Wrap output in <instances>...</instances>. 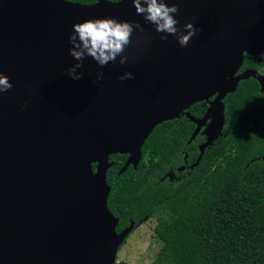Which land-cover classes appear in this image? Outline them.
Wrapping results in <instances>:
<instances>
[{
  "label": "water",
  "instance_id": "1",
  "mask_svg": "<svg viewBox=\"0 0 264 264\" xmlns=\"http://www.w3.org/2000/svg\"><path fill=\"white\" fill-rule=\"evenodd\" d=\"M167 2L181 31L188 21L200 29L187 46L155 31L131 0H0V74L12 84L0 94V264H123L116 251L134 223L117 231L107 207L109 155L127 154L119 172L136 167L157 123L204 100L200 117L186 113L187 142L204 134L192 168L222 133L224 96L249 76L264 89L255 69L234 75L244 53L264 52V0ZM98 18L144 31L134 29L126 64L86 56L72 79V26ZM125 71L134 78L119 80Z\"/></svg>",
  "mask_w": 264,
  "mask_h": 264
},
{
  "label": "trees",
  "instance_id": "2",
  "mask_svg": "<svg viewBox=\"0 0 264 264\" xmlns=\"http://www.w3.org/2000/svg\"><path fill=\"white\" fill-rule=\"evenodd\" d=\"M248 66L261 69L256 56L245 53L242 67ZM223 102L222 133L192 168L184 165L194 162L203 138L198 133L187 142L194 124L185 116L152 128L136 167L119 172L127 154L109 155L107 207L117 217L116 230L129 218L136 224L163 212L149 264H264V89L253 77L241 79ZM204 108L197 101L189 113L198 117Z\"/></svg>",
  "mask_w": 264,
  "mask_h": 264
},
{
  "label": "clouds",
  "instance_id": "3",
  "mask_svg": "<svg viewBox=\"0 0 264 264\" xmlns=\"http://www.w3.org/2000/svg\"><path fill=\"white\" fill-rule=\"evenodd\" d=\"M131 2L136 13L155 26V31L176 36L181 46H187L196 32L200 31L191 21L185 22L184 31L177 27L178 21L174 14L178 12V8L174 2L171 4L167 0H131ZM72 27L74 31L68 37L72 45L69 53L77 63L68 68V76L75 80L81 78L82 74L76 70L83 67L86 56H90L100 66L115 61L117 56L120 57V64H126L128 57L122 53L131 42L134 29L144 31L139 22L117 21L115 18L86 19L73 24ZM161 39L166 40L167 36H162ZM133 78V74L128 71L118 77L121 81ZM11 88L12 84L8 77L0 74V94Z\"/></svg>",
  "mask_w": 264,
  "mask_h": 264
},
{
  "label": "rangeland",
  "instance_id": "4",
  "mask_svg": "<svg viewBox=\"0 0 264 264\" xmlns=\"http://www.w3.org/2000/svg\"><path fill=\"white\" fill-rule=\"evenodd\" d=\"M159 216H163V212L146 216L133 226L131 232L117 248L114 262L149 264L154 259L160 244L154 232Z\"/></svg>",
  "mask_w": 264,
  "mask_h": 264
},
{
  "label": "flooded vegetation",
  "instance_id": "5",
  "mask_svg": "<svg viewBox=\"0 0 264 264\" xmlns=\"http://www.w3.org/2000/svg\"><path fill=\"white\" fill-rule=\"evenodd\" d=\"M95 1V0H94ZM93 1V2H94ZM111 1H115V0H111ZM264 53V52H263ZM262 53V54H263ZM245 54V53H244ZM247 54H249V53H247ZM262 54H259V55H253V54H250V55H253V56H256V59H257V61L260 63V65H261V69H258V68H255V67H252V66H248V67H242V63H241V65L239 66V68L237 69V71L234 73V75H236L237 73H239L240 71H242L243 69H245V68H252V69H255L258 73H260V74H264V65L262 64V61H261V59H264V57L262 56ZM244 58V57H243ZM242 62H243V60H242ZM249 77H252V76H249ZM248 78V77H247ZM254 78V77H253ZM257 81V80H256ZM238 83V82H237ZM257 83H258V81H257ZM237 86V85H236ZM258 86H259V83H258ZM259 91H260V86H259ZM225 97V96H224ZM212 98V96L209 98V99H211ZM204 103H205V108H204V110L206 109V107L208 106V104H207V102L206 101H204V100H202ZM224 103V102H223ZM192 105V104H191ZM190 105V106H191ZM190 106L188 107V108H186L184 111H181L179 114H178V116H185V117H187L188 119H189V117L186 115V113L189 115V116H192V117H195V116H193L192 114H190L189 113V108H190ZM204 110H203V112H204ZM202 112V113H203ZM202 115V114H201ZM200 115V116H201ZM178 116H176V117H178ZM200 116H198V117H200ZM198 117H195V118H198ZM190 120V119H189ZM193 124H194V122L192 121V120H190ZM252 123L255 125V119H253V121H252ZM194 126H195V124H194ZM261 127L262 126H260V129H261ZM202 128H203V126L200 128V130L198 131V133H200L201 135H202V140L200 141V142H202L203 140H204V134L203 133H201V130H202ZM197 133V134H198ZM200 142H198L197 143V149H198V145H199V143ZM127 157V156H126ZM126 159V158H125ZM124 162V161H123ZM122 166V165H121ZM185 166H187V167H189L190 168V164H185L184 165V167ZM167 173V176H168V178H170L171 176H172V174H173V172H170V170L168 171V172H166ZM113 214V213H112ZM114 215V214H113ZM115 216V215H114ZM129 221H128V223L132 220L131 218H129L128 219ZM128 223L126 224V225H128ZM136 224H138V223H136ZM136 224H134V226L136 225ZM125 225V226H126ZM125 226H123V227H125ZM122 227V228H123ZM121 229V228H120ZM119 229V230H120ZM118 231V230H117ZM131 232V231H130ZM128 236V235H127Z\"/></svg>",
  "mask_w": 264,
  "mask_h": 264
}]
</instances>
